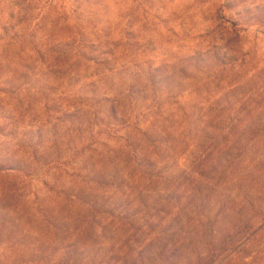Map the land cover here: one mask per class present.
Returning <instances> with one entry per match:
<instances>
[{"label": "rangeland", "instance_id": "rangeland-1", "mask_svg": "<svg viewBox=\"0 0 264 264\" xmlns=\"http://www.w3.org/2000/svg\"><path fill=\"white\" fill-rule=\"evenodd\" d=\"M35 3L46 47L0 76V264H264V0Z\"/></svg>", "mask_w": 264, "mask_h": 264}, {"label": "trees", "instance_id": "trees-1", "mask_svg": "<svg viewBox=\"0 0 264 264\" xmlns=\"http://www.w3.org/2000/svg\"><path fill=\"white\" fill-rule=\"evenodd\" d=\"M2 1H5V0H0V3ZM35 1H39V0H10L11 2L10 7H15L17 9V14H18L19 19L20 18H22V20L24 19V22L22 21L21 23L20 21L15 19L12 16V14H9L5 20L0 19V41L3 42L4 44L2 48L4 49L6 47L5 48L6 50L0 53V76H6L12 73L18 72V69L16 68L17 64L16 62H13V59L18 58V60H21L19 55H22L24 51H26L27 53V58L25 61L30 63V61L32 62L31 55H37L41 49L46 47V42L48 41L49 38L48 37L44 39L39 38L35 41L34 40L36 38L35 30L34 31L32 30V32H27V29L25 28V24L28 20H30L31 22H34L35 20L38 19V14L34 18L32 17L33 12L36 13L38 8H43L46 5L47 7L50 8L52 3L51 4L43 3V6H39V4L35 3ZM38 11H40V9ZM25 16H28L26 20H25ZM17 48H19V52L15 53L13 49H17ZM77 57L85 59V53L82 55L77 53ZM86 60L88 63L93 62V60H89V59H85L84 61ZM10 64H13L11 69L9 68L11 66ZM94 64L98 65L99 63L94 61ZM23 67L25 66H21L20 68H23ZM36 69L40 70V68H36ZM130 89L131 88H129V90ZM130 92L132 93V91ZM102 101L106 103L108 102L106 98H103ZM114 102H115V106L110 108L111 109L110 113L114 114L115 116H120L122 119L125 118L128 125L132 126L134 124V122L132 121L136 122V119H137V116L133 115L134 113H132V111H134L135 108H133L131 111L129 107L125 109V106L123 105V103L118 102L117 100ZM130 119H133V120L130 121ZM95 136L97 137L98 134H96ZM15 147L21 148L20 145H17V144L15 145ZM124 148L128 150V152L126 153V159L128 163L127 165L130 166L135 172H138L140 160L136 159L135 157L134 151L136 147L133 148L129 144H126ZM19 154H20L19 152L17 153L14 152V154L12 155V158L13 157L14 159L18 158V156L21 157L22 155L20 156ZM15 160H16L15 163H13L12 166L8 168V170L19 174V173H24L25 171L28 170V168H30L29 165L26 164L27 161H24L22 159H18V161L17 159ZM217 256L218 254H215V255L212 254L211 258L205 261V264H212V263L217 264L218 263Z\"/></svg>", "mask_w": 264, "mask_h": 264}]
</instances>
